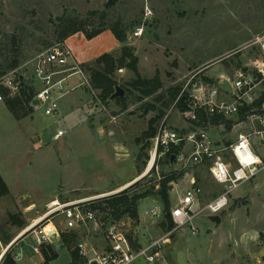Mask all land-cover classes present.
Instances as JSON below:
<instances>
[{
    "label": "rangeland",
    "instance_id": "rangeland-1",
    "mask_svg": "<svg viewBox=\"0 0 264 264\" xmlns=\"http://www.w3.org/2000/svg\"><path fill=\"white\" fill-rule=\"evenodd\" d=\"M102 15L106 16L103 21ZM62 16L85 22L86 31L99 28L101 23L107 26L120 23L128 36L123 45L133 48L140 77L144 81L157 79L158 86L153 96L137 102L140 89L129 86L135 77L129 70L121 69L114 73L113 79L116 87L123 90L125 100L110 99L103 103L97 97L83 63L105 53L119 56L121 43L109 30L92 39L80 32L65 40L84 77L75 74L66 82L69 92L59 103L58 116H44L42 108L30 107L22 92L12 97L0 85L5 98L0 103V177L8 189V194L0 197V242L4 252L5 245L42 217L52 201L89 197L127 186L136 190L153 182L156 176L149 174L135 183L122 185L141 176L147 167L150 150L141 151L144 142L138 143L136 139L148 129L149 120L158 115V110L164 115L154 124L156 130L163 118L175 131H185L188 127L172 107L170 94L175 90L180 92L190 79L233 75L235 70H248L255 60L263 58L264 0H111L110 3L108 0H0V77L14 69L30 77L34 56L61 43L58 19ZM137 28L143 29L140 37L133 35ZM14 58L19 65L8 69ZM157 97L161 98L159 102H155ZM16 99L21 101V106L11 112L6 104L14 105ZM148 104H154L158 110L147 111ZM58 131L64 135L55 140ZM210 133L219 143L234 141V135L229 132L214 128ZM258 150L261 154V149ZM225 160L235 165L229 157ZM174 169L165 159L160 160V173L168 175ZM187 173L197 179L202 190L200 199L196 195L193 207V212H197L216 199L222 188L213 181L206 165ZM183 179L169 184L171 207L189 188L188 180ZM152 208L163 210V205L148 197L138 204L136 227L127 217L118 222L120 229L133 238L138 237L142 246L162 235L158 229L163 217L144 220V212ZM229 213L236 215L224 218ZM97 215L104 219L103 214ZM221 215L219 225L210 219L208 212L192 221L197 234L191 240L198 243L196 255L202 264L221 262L219 257L226 256L230 250L235 252L233 240L238 239L251 258L256 245L248 237L256 231L258 241L264 242V172L234 190ZM52 222L60 234L66 232L60 217H54ZM237 232L239 236L235 238ZM78 233L80 242L86 243L89 251H100L106 244V231L101 226L91 224ZM180 233L190 234L189 226L178 230V236ZM33 244L34 236L26 233L9 249L17 258L16 264H45L43 256L32 252ZM161 246L163 259L169 262L174 245L169 241L161 242ZM64 249L56 251L57 258L50 264L71 263V253ZM229 257L223 264H235L233 257ZM133 264L145 263L139 260ZM177 264H187L182 251Z\"/></svg>",
    "mask_w": 264,
    "mask_h": 264
},
{
    "label": "built area",
    "instance_id": "built-area-1",
    "mask_svg": "<svg viewBox=\"0 0 264 264\" xmlns=\"http://www.w3.org/2000/svg\"><path fill=\"white\" fill-rule=\"evenodd\" d=\"M142 33L143 29L137 28L133 35L140 37ZM31 64L30 77L14 69L0 77V85L12 97L19 95L25 87L31 88L33 97L29 101L30 107L34 110L42 108L44 116L56 117L59 115L60 101L69 92L66 82L75 74L84 77L80 64L63 43L40 51ZM250 67L248 70L237 69L233 75L221 74L208 80H188L172 106L178 110L177 103L183 99L185 108L178 112L188 127L185 131H175L167 126L166 118H163L148 146L150 151L146 169L149 165L150 168L145 176L150 174L156 176L154 181L161 180V159H165L170 167H175L172 172H185V175L192 168L206 165L213 181L222 188L216 199L193 212L196 195H200L202 190L192 180L177 204L170 207L169 214L174 227L158 240L139 248H133L128 234L120 229L118 222L111 221L106 226L97 215L98 210L93 208L101 201L118 194L119 190L89 197L55 200L48 204L47 212L37 219V223L35 220L28 226L27 233L34 236L32 252L42 256V247L51 244L48 237L50 232L46 230L48 225H52L53 232L60 236L52 222L54 217H60L66 231H78L91 224L99 228L101 226L106 231V244L101 251H89L83 242L76 245L83 264H133L139 260L145 264H157L163 260L161 242L168 243L170 236L185 226H189L194 234L196 229L192 226V221L197 215L208 212L216 216L223 211L234 190L264 172V52L263 58L255 60ZM4 101V95L0 91V103ZM34 102L37 104L34 105ZM219 117L232 121V124L229 127L225 122L211 125V118ZM214 128L234 135V141L226 142L228 145L219 143L210 133ZM63 135V131H58L54 139ZM172 147L179 148L170 152ZM258 149H261V154ZM175 152L170 164V156ZM226 157L233 160L235 165L226 161ZM140 179L141 176L133 182ZM163 216L164 212L159 208L144 212V220ZM1 245L0 242V263L9 249L6 246L4 252Z\"/></svg>",
    "mask_w": 264,
    "mask_h": 264
},
{
    "label": "trees",
    "instance_id": "trees-1",
    "mask_svg": "<svg viewBox=\"0 0 264 264\" xmlns=\"http://www.w3.org/2000/svg\"><path fill=\"white\" fill-rule=\"evenodd\" d=\"M105 15L101 16V20L105 19ZM59 31H58V39L64 42L67 38L77 33H82L87 39H92L101 34L102 32L109 30L113 33L115 38L121 43L119 56H113L111 53H105L94 60L84 63L85 72L89 74V84L93 91L98 92L97 97L103 101V103H108L111 99V96L114 93L116 82L113 79V75L117 70L126 69L133 73L134 79L130 82L129 86H135L140 89L141 96L136 98L137 102L142 101L146 97L153 96L157 86L158 80L153 79L150 81H144L138 72V58L134 54L133 48L123 45L128 36L121 24L116 22L110 26L101 23V26L97 29H93L90 31L85 30V22L78 21L77 19H73L71 17L62 16L59 19ZM84 32V33H83ZM19 65L18 59L14 58V60L9 65L8 69H14ZM208 80V79H205ZM136 88V89H138ZM178 91H174L170 94V101L174 102L178 96ZM22 95L26 102L29 103L31 98L33 97L32 89L29 87H25L22 91ZM160 97L155 99V102L160 101ZM125 98H116L114 101L123 102ZM24 102V100L22 101ZM14 105L10 102L6 104L7 108L11 112L16 111V106H21V101L16 99L14 101ZM167 104H163V107H166ZM177 108L179 111L184 110L185 104L183 99L178 101ZM147 111H156L158 110L154 104L147 105ZM164 115L162 110H158V115L149 120L148 129L142 133L140 138L136 139V142L142 143L144 145L141 148V151H144L145 148H148L150 145V139L153 138L156 134V129L154 124L158 122ZM211 125L216 126L220 122H225L228 127L232 124V121H225L223 118H211ZM227 145L229 143H226ZM179 147H172L170 152L175 151ZM168 156V155H167ZM185 172H171L168 175L160 174L161 180L153 181L151 183L146 184L145 186H139L136 190H131V187L126 188L125 190L110 196L109 198L101 201L98 205L93 206L94 209H97L99 213L104 215V219L102 221L106 226L109 225L111 221L120 222L121 219L127 217L132 221L134 227L138 224L139 216H138V204L141 200H144L148 197H152L155 200L161 202L163 205L164 221L161 223L162 229L170 231L174 224L170 217V201L168 190L171 186L170 183H174L179 179L183 178ZM158 187V188H156ZM8 194V189L3 179L0 177V197ZM81 234L78 231H66L60 234L61 241L63 243V248H66L70 251L72 261L70 264H83L82 260L78 254V250L76 249V245L80 242ZM128 238L131 242L133 248H139L140 244L136 237H132L128 235ZM62 248V249H63ZM42 256L44 257V263L50 264L52 261L56 260V250L52 244H47L42 247L41 250ZM2 264H16L15 257L9 253V250L6 252L3 258Z\"/></svg>",
    "mask_w": 264,
    "mask_h": 264
},
{
    "label": "crops",
    "instance_id": "crops-1",
    "mask_svg": "<svg viewBox=\"0 0 264 264\" xmlns=\"http://www.w3.org/2000/svg\"><path fill=\"white\" fill-rule=\"evenodd\" d=\"M106 31H108V30H106ZM66 42L67 41H64V43H65V45H66ZM120 47H121V45H120ZM84 64V63H83ZM82 65V64H81ZM79 85V84H78ZM185 179H187L188 180V182H189V185H190V182L193 180V181H195L196 183H197V179L193 176V175H191V174H189V173H187L186 175H184V179L183 180H185ZM132 179H130L129 181H127V182H125V183H123L122 185H124V184H129V183H131V182H133V181H131ZM131 181V182H130ZM122 185H120V186H122ZM198 185V184H197ZM199 186V185H198ZM172 190H173V188H171ZM170 190V189H169ZM201 195L202 194H200V196H199V199L201 198ZM208 203V202H207ZM206 203V204H207ZM221 213H222V211L218 214V215H216V216H219L220 217V223L222 222V218L223 217H221L222 215H221ZM233 215H236L235 213H229V214H225V215H223V216H226V217H224V218H232V216ZM209 216H210V219H211V217L213 216V215H210L209 214ZM219 223V224H220ZM219 224H217V225H219ZM24 231V230H23ZM22 231V232H23ZM158 231H160L161 232V234L163 235L164 233H166V232H164L163 231V229H162V226H160V228L158 229ZM138 232V231H137ZM164 232V233H163ZM243 232V231H242ZM241 232V233H242ZM178 231H176V232H174L171 236H170V245H174V246H172V248H171V250H170V260H169V262H167L166 260V262H167V264H177V262H178V257H179V251H182L183 253H184V257H185V262L187 263V264H202L201 262H200V260H199V258L197 257V255H196V249H197V246H198V243H196V240H191V238L193 237V236H196V234H197V229H196V232L194 233V234H192L191 233V231H190V234L189 233H180L179 234V236H178ZM214 233V232H213ZM22 234V233H21ZM161 235V236H162ZM190 235V236H189ZM160 236V237H161ZM237 236H239V233L237 232L236 233V236H234L235 238H237ZM138 238V237H137ZM154 240H158V238H154ZM233 240V239H232ZM138 241H139V238H138ZM234 241V247H236V250H235V252H232L231 250L229 251V253L228 252H226V256H223V257H219V260H221V262H214V264H223L224 262H225V260L229 257V256H231V257H233V259H234V261H235V264H244L243 262H245V263H247V264H264V242H261V241H258V232L256 231V232H254V233H251V235L248 237V241L250 242H254V244L256 245L255 246V253H254V255L250 258V255H249V253H248V251L245 249V250H243L242 248H241V244H242V242H240L239 241V239L238 240H233ZM236 241V242H235ZM11 243V242H10ZM9 243V244H10ZM12 243H13V241H12ZM11 243V244H12ZM243 243L245 244L246 242H244L243 241ZM8 244V245H9ZM15 244V243H14ZM13 244V245H14ZM139 244H140V246H142V244L140 243V241H139ZM8 245H5V247L6 246H8ZM4 247V248H5ZM12 247V246H11ZM10 247V248H11ZM256 247H260V248H256ZM9 248V249H10ZM8 249V250H9ZM64 249V248H63ZM63 249H61V250H63ZM65 250V249H64ZM101 251V250H100ZM163 251V248H162V250H161V252ZM218 252H220V251H218ZM207 254V253H206ZM236 256H235V255ZM235 256V257H234ZM230 258V257H229ZM164 261V259L163 260H160L157 264H162V263H164L165 262ZM55 261H53L52 263H54ZM166 262H165V264H166ZM209 264H211V263H209Z\"/></svg>",
    "mask_w": 264,
    "mask_h": 264
},
{
    "label": "water",
    "instance_id": "water-1",
    "mask_svg": "<svg viewBox=\"0 0 264 264\" xmlns=\"http://www.w3.org/2000/svg\"><path fill=\"white\" fill-rule=\"evenodd\" d=\"M110 2H111V0H108V3H110ZM123 96H124V92H123V90H121L120 88L116 87V88H115V93L111 96V99L122 98ZM36 104H37V102H34V105H36ZM175 154H176V152L170 156V164H172L173 159H174V157H175ZM144 176H145V174L142 175L141 178L144 177ZM127 187H128V186H127ZM127 187L122 188V189L119 190L117 193H119V192L125 190ZM211 220H213L214 222H216V224H219V223H220V217H219V216H212V217H211ZM26 233H27V231L24 232L22 235L18 236V237L13 241V243L9 246V248H10L11 246H13V244L16 243V242H17L22 236H24ZM48 237H49V239H50V241H51V244L54 246V248H55L56 251H59V250H61V249L63 248V243H62V241H61V238H60V236L57 235L55 232H53V231L50 232V233L48 234Z\"/></svg>",
    "mask_w": 264,
    "mask_h": 264
},
{
    "label": "bare ground",
    "instance_id": "bare-ground-1",
    "mask_svg": "<svg viewBox=\"0 0 264 264\" xmlns=\"http://www.w3.org/2000/svg\"><path fill=\"white\" fill-rule=\"evenodd\" d=\"M149 168H150V165H149V167L147 168V169H145L144 170V173L142 174V175H144L148 170H149ZM141 175V176H142ZM38 222V220H36V222L35 223H37ZM28 230V228H26L23 232H26ZM46 230L48 231V232H52L53 230H54V227L52 226V225H48L47 226V228H46ZM10 246V245H9ZM8 246V247H9Z\"/></svg>",
    "mask_w": 264,
    "mask_h": 264
}]
</instances>
